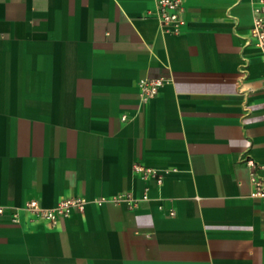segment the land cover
Here are the masks:
<instances>
[{"label": "crops", "instance_id": "crops-1", "mask_svg": "<svg viewBox=\"0 0 264 264\" xmlns=\"http://www.w3.org/2000/svg\"><path fill=\"white\" fill-rule=\"evenodd\" d=\"M183 4L173 34L156 0H0V264H264L259 0Z\"/></svg>", "mask_w": 264, "mask_h": 264}, {"label": "built area", "instance_id": "built-area-1", "mask_svg": "<svg viewBox=\"0 0 264 264\" xmlns=\"http://www.w3.org/2000/svg\"><path fill=\"white\" fill-rule=\"evenodd\" d=\"M183 3L184 0H156L155 14L159 19L161 28L165 32L177 34L181 31L185 22ZM249 40L259 49L262 62H264V0H259V4L254 8ZM165 81L166 78L164 76L141 79L139 81L141 99L147 101L154 97ZM123 118L125 119V116ZM244 161L250 168V179L253 184L252 196L264 199V175L259 173V170L264 168V166L249 156ZM133 169L143 176L149 173L156 174L155 171L144 168L140 164H134ZM161 179V176L158 175L157 181L160 182ZM119 198L125 200L130 206L136 203V199L130 193L122 194ZM86 203L87 199L84 196L73 195L61 199L54 207L48 208L42 206L37 199L32 198L25 202L24 208L35 217L55 225L71 211L84 210ZM2 211L3 209L0 207V213ZM14 219L16 220L17 217L15 216Z\"/></svg>", "mask_w": 264, "mask_h": 264}]
</instances>
